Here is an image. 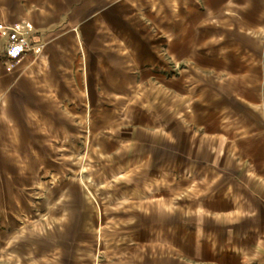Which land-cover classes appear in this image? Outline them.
Masks as SVG:
<instances>
[{
    "label": "crops",
    "instance_id": "0c3cea01",
    "mask_svg": "<svg viewBox=\"0 0 264 264\" xmlns=\"http://www.w3.org/2000/svg\"><path fill=\"white\" fill-rule=\"evenodd\" d=\"M0 264H264V0H0Z\"/></svg>",
    "mask_w": 264,
    "mask_h": 264
},
{
    "label": "built area",
    "instance_id": "2783aa9c",
    "mask_svg": "<svg viewBox=\"0 0 264 264\" xmlns=\"http://www.w3.org/2000/svg\"><path fill=\"white\" fill-rule=\"evenodd\" d=\"M40 31L26 22L0 21V35L5 40L4 51L11 59H17L28 53H39L44 45Z\"/></svg>",
    "mask_w": 264,
    "mask_h": 264
},
{
    "label": "bare ground",
    "instance_id": "6f19581e",
    "mask_svg": "<svg viewBox=\"0 0 264 264\" xmlns=\"http://www.w3.org/2000/svg\"><path fill=\"white\" fill-rule=\"evenodd\" d=\"M23 22H26L28 25H30V26H34V22H33V20L32 19H30V20H22ZM22 21H18V22H15L17 25H19L20 24V22H22ZM42 50H43V48L41 49V51L40 52H42ZM39 52V53H40Z\"/></svg>",
    "mask_w": 264,
    "mask_h": 264
}]
</instances>
